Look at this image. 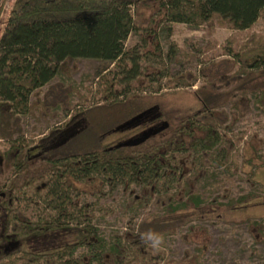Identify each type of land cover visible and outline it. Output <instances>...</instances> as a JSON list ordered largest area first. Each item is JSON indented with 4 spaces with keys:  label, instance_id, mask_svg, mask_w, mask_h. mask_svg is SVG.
<instances>
[{
    "label": "trees",
    "instance_id": "1",
    "mask_svg": "<svg viewBox=\"0 0 264 264\" xmlns=\"http://www.w3.org/2000/svg\"><path fill=\"white\" fill-rule=\"evenodd\" d=\"M147 10H151L148 15ZM261 14L264 0H14L0 31V113L32 115L40 105L39 118L56 116V108L67 114L73 89L48 84L59 67L64 71L66 62L75 59L97 64L103 88L101 104L66 123L80 122L83 127L60 148L45 150L42 156L49 159L27 160L30 146L25 140L12 141L8 150L0 152V177L11 171L0 180L6 204L5 233L22 242L68 228L77 232L74 243L43 251L1 253L0 264H160L157 242L179 226L204 218L201 209L215 200L208 202L205 193L210 195L220 186L219 172L234 174L230 168L237 165L236 153L225 129L242 116L246 96L253 97L264 111V37L251 34L249 43L233 54L234 59L223 61L230 68L237 66L233 72L225 68L217 75H205L193 91L200 104L195 113L172 121L161 111L168 126L144 142L104 146L102 141L113 127L156 106L152 98L129 96L131 82L141 90L147 75L146 70L139 71L138 52L125 49V42L137 33L142 43L153 48L146 51L160 57L159 34L168 37L174 24L196 27L207 23L211 27L215 22L247 30ZM151 75L157 81L158 70H151ZM181 77L194 79L186 73L174 80ZM183 84L190 86V81ZM46 85L40 100L37 93ZM30 96L37 97L29 102ZM229 102L234 110L232 120L224 109ZM57 132L50 131L39 142L40 149ZM73 140H78L77 151L58 153ZM93 181L101 186L89 194L102 196L104 184L109 190L121 187L123 214L137 213L150 203L161 214L152 213L138 223L130 219L123 231L103 235L92 224L94 212L102 209L79 199L88 192L77 185ZM134 185L139 192L132 193ZM261 193L264 188L216 204L227 210L264 205ZM257 224L247 222L248 226Z\"/></svg>",
    "mask_w": 264,
    "mask_h": 264
},
{
    "label": "rangeland",
    "instance_id": "2",
    "mask_svg": "<svg viewBox=\"0 0 264 264\" xmlns=\"http://www.w3.org/2000/svg\"><path fill=\"white\" fill-rule=\"evenodd\" d=\"M13 1L0 0V31ZM144 12L148 15L151 10ZM251 34L264 37V14H261L247 30H235L228 25L220 26L215 22L211 27L207 23L196 27L174 24L168 37L165 33L159 34L160 57L150 55L146 50L151 51L153 48L142 43L137 33H131L125 42V49L134 48L138 52L139 71L146 70L147 76L141 90H138L131 82L129 96L152 98L159 112H164L168 120H177L195 113L200 108V104L193 96V91L201 86L205 75H217L224 72L225 68L233 72L237 66L233 65L230 68V64L225 65L223 61L234 59L233 54L249 43L247 39ZM96 65L94 61L88 59L68 61L65 64L66 70L63 71L59 67L57 74L48 84L50 86L61 83L73 89L69 96L70 109L67 114L64 110L56 108L53 110L56 116L39 118L40 105L35 107L32 115L10 116L2 110L0 113V152L8 150L12 141L25 140V145L30 147L40 144L39 142L47 137L50 131L58 130L57 133H60L66 128L69 129L75 122L72 121L67 125L68 127L66 126L71 117L89 107L101 104L103 81L97 76ZM153 69L158 70L157 81H154L151 75ZM186 73L193 75L194 79L181 77L179 80H174ZM186 81H190V86H184L183 83ZM48 85L43 86L37 93L40 100L47 92ZM37 96H30L29 102L34 101ZM231 105L232 103L229 102L224 109L230 114L229 119L232 120L234 110ZM245 105L244 108L240 105L242 116L225 129L235 148L234 160L237 165L235 169L230 168L234 174L229 175L227 170L224 173V170L219 172L217 180L221 182L220 186L210 195L205 193L208 202H211L213 197L215 200L201 209L204 218L193 219L186 225L179 226L174 234L157 242L156 249L162 256L160 264H264V205L243 206L236 210H227L216 204L251 192L259 193V188H264V111L254 103L251 96H246ZM161 119L164 121L162 116ZM144 129L142 127L134 131L113 129L110 133L107 132L102 144L107 146L124 141ZM66 134L72 135L70 129ZM4 135L10 138L4 139ZM78 147V140H73L62 150H58V153L74 152L78 150ZM252 173L257 179L252 178ZM10 174L11 171L8 170L5 176L0 177V180L4 181L5 177ZM251 179L257 182L251 183ZM99 186H101L100 183L95 181L88 185L83 182L77 185L78 189L88 192L86 196L82 195L80 200L92 202L94 209L97 207L102 209V212H94L95 218L92 224L103 235L110 234L112 231H123L126 222L130 219L138 223L152 213L161 214V211L151 203L144 209H137V213L123 214L120 203L125 197L122 195L121 187L117 186L109 190L104 184L100 188L102 196L97 193L89 194L96 191ZM131 187L132 193L139 192L136 185ZM226 191L227 196L225 197ZM261 195L264 196V193ZM105 211H109V214L104 215ZM248 221H257L258 224L248 226ZM259 229L263 232H256ZM76 236L75 228H68L57 231L50 237L29 239L24 242L23 246L27 249L41 251L74 243ZM202 244H204L203 248H201Z\"/></svg>",
    "mask_w": 264,
    "mask_h": 264
},
{
    "label": "flooded vegetation",
    "instance_id": "3",
    "mask_svg": "<svg viewBox=\"0 0 264 264\" xmlns=\"http://www.w3.org/2000/svg\"><path fill=\"white\" fill-rule=\"evenodd\" d=\"M164 121H166V120H164ZM162 123H163V120L161 119V113L159 112V110L154 109L153 111H150L149 113H147L145 116L141 117L133 125L128 126L126 128H122L120 130H116V131H123V129L124 130L132 129L134 131L139 127H142V129L145 128L144 130H147L151 127L158 128L159 126L162 125ZM82 127H83V125L80 122H74L69 129L71 131V134H75ZM69 129L66 128V129H64V131H61L60 133H58L56 136H53L50 139H48L47 142L49 143V145L45 146L43 149L42 148L40 149L39 144H37L33 147H30L29 151L27 152V160L31 161L32 159H35V158H40L42 160L49 159L45 156L44 157L42 156L45 154L44 152H47L45 150H51L53 148H57V147L64 145L72 137V136L69 137L70 134L69 135L66 134L69 131ZM144 130H142V131H144ZM140 133L135 134L134 137H136ZM67 137H69L68 140H66L64 142V139H66ZM130 138H128V139H130ZM125 140H127V139H125ZM121 142H123V141L116 142V144L121 143ZM4 197H5L4 194L0 192V254L2 253L4 255H8L15 250L37 251V250L31 249V248H29V249L24 248V246H23L24 242L29 240V239H42L44 237H38V236H37L38 238L30 237V238H26L25 240H23L21 242V241L14 240L10 234L5 233L6 204H4V201H3ZM55 232H57V231H55ZM55 232L49 234L48 236H52ZM41 251H43V250H41Z\"/></svg>",
    "mask_w": 264,
    "mask_h": 264
},
{
    "label": "water",
    "instance_id": "4",
    "mask_svg": "<svg viewBox=\"0 0 264 264\" xmlns=\"http://www.w3.org/2000/svg\"><path fill=\"white\" fill-rule=\"evenodd\" d=\"M158 110V107L157 106H153V107H150L144 111H142L141 113L133 116L132 118H130L129 120L121 123L120 125H118L116 128H115V131L116 130H120L122 128H126L128 126H131L133 125L136 121H138L141 117L145 116L147 113H149L150 111H153V110ZM168 126V123L166 121H163L162 125L159 126L158 128H149L147 130H144L142 131L139 135H137L136 137H133V138H130V139H127L121 143H117L116 145H114V147H120V146H135V145H138L142 142H144L146 139H148L150 136L160 132L161 130H163L164 128H166ZM73 136L72 135H69V137ZM67 137L66 139H64V142L66 140H68Z\"/></svg>",
    "mask_w": 264,
    "mask_h": 264
}]
</instances>
